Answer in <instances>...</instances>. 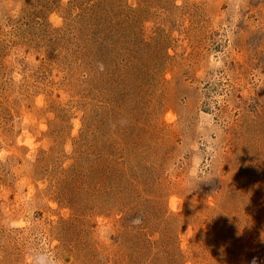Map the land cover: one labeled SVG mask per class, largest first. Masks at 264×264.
Masks as SVG:
<instances>
[{
  "label": "rangeland",
  "instance_id": "rangeland-1",
  "mask_svg": "<svg viewBox=\"0 0 264 264\" xmlns=\"http://www.w3.org/2000/svg\"><path fill=\"white\" fill-rule=\"evenodd\" d=\"M0 264H264V0H0Z\"/></svg>",
  "mask_w": 264,
  "mask_h": 264
}]
</instances>
